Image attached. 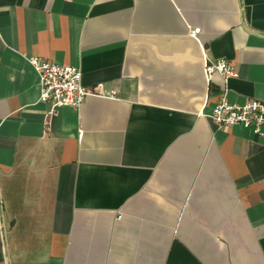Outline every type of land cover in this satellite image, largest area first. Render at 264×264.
<instances>
[{"label": "crops", "instance_id": "0c3cea01", "mask_svg": "<svg viewBox=\"0 0 264 264\" xmlns=\"http://www.w3.org/2000/svg\"><path fill=\"white\" fill-rule=\"evenodd\" d=\"M31 57L115 96L50 113ZM223 97L264 104V0H0V264H264V139Z\"/></svg>", "mask_w": 264, "mask_h": 264}, {"label": "built area", "instance_id": "2783aa9c", "mask_svg": "<svg viewBox=\"0 0 264 264\" xmlns=\"http://www.w3.org/2000/svg\"><path fill=\"white\" fill-rule=\"evenodd\" d=\"M199 29L191 31L196 37ZM29 65L36 72L39 86V101L50 105V113L58 108L79 107L88 97L113 98L114 91L106 92L102 84L86 87L82 83V71L79 67L64 66L39 57L28 58ZM207 80L213 74L222 76L223 81L237 76L233 66L225 61L204 62L203 68ZM211 108L208 117L219 127L240 126L250 130L255 136L264 139V104L258 100H247L243 104L221 98Z\"/></svg>", "mask_w": 264, "mask_h": 264}]
</instances>
